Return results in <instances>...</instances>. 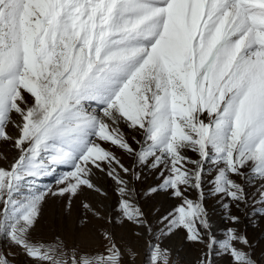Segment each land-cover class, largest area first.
I'll list each match as a JSON object with an SVG mask.
<instances>
[{"label": "snow or ice", "instance_id": "snow-or-ice-1", "mask_svg": "<svg viewBox=\"0 0 264 264\" xmlns=\"http://www.w3.org/2000/svg\"><path fill=\"white\" fill-rule=\"evenodd\" d=\"M0 141L17 153L0 162V264H123L106 229L94 252L33 238L49 199L106 196L98 173L117 223L155 236L147 264H178L159 242L177 232L204 245L197 264H262L247 234H212L204 201L207 181L231 223L241 205L264 218V0H0ZM143 170L149 197L178 201L155 221L129 186ZM82 208L81 226L102 218Z\"/></svg>", "mask_w": 264, "mask_h": 264}, {"label": "rangeland", "instance_id": "rangeland-1", "mask_svg": "<svg viewBox=\"0 0 264 264\" xmlns=\"http://www.w3.org/2000/svg\"><path fill=\"white\" fill-rule=\"evenodd\" d=\"M9 131L15 134L14 129L9 128ZM113 151L116 152V155L125 166L131 167L133 165L132 157L117 149H113ZM16 155L17 153L9 142L0 141V162H3L5 157L8 161H11ZM188 155L195 158L191 152ZM141 175L142 179L140 181H133L131 177H128L129 186L134 187L136 190L132 193V198L149 214V219L155 221L158 215L156 209H159V214H165L178 201L162 194L149 197L146 191L150 186L157 183V179L147 170H143ZM54 179V176L43 177L39 180V183L49 184ZM94 179L97 186L107 193L106 196L86 190L73 201L70 211L66 210L65 199H49L43 206L42 218L33 233V238L51 241L54 237L59 236L69 244H78L86 252H94L102 250L105 246L106 241L103 239L101 231L106 229L112 233L115 242L124 253L123 264H147L148 245L150 241L157 242L155 236L146 229L137 227L130 222L121 220L117 223L119 195L114 190L116 187L114 181L102 173H98ZM210 187L211 185L206 181L204 203L212 224V234L217 239H223L227 228L238 229L241 233L247 234L253 244L257 245L256 257L261 259L264 256V218L252 212L250 207L245 208L244 205H241L240 209L231 208V214L240 217L239 223H231L226 219L225 209L222 207V203L227 201H220L210 195ZM188 195L189 198L194 200L198 198V193L195 190L190 191ZM84 202L89 203L95 211L100 212L102 218L93 217L91 213H88L87 219L90 222L85 226H81L80 221L85 219L84 209L82 208ZM159 242L162 247L171 251L172 259L178 260V264H197L202 252L205 250L202 244L187 242L183 232L161 238ZM12 251L16 250L12 249ZM16 259L17 264H25L23 256ZM215 260L216 264H228L227 257H215ZM26 264H33V262L29 260ZM262 264H264V260H262Z\"/></svg>", "mask_w": 264, "mask_h": 264}]
</instances>
